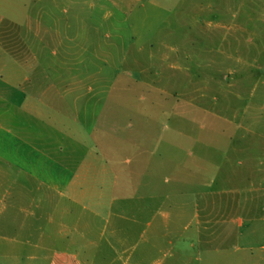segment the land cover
Here are the masks:
<instances>
[{
  "label": "rangeland",
  "instance_id": "1",
  "mask_svg": "<svg viewBox=\"0 0 264 264\" xmlns=\"http://www.w3.org/2000/svg\"><path fill=\"white\" fill-rule=\"evenodd\" d=\"M86 1L55 7L72 27L61 37L0 36V70L39 62L32 77L60 85L38 92L71 94L64 104L80 110L88 152L101 156L88 170L102 178L87 188L125 195L144 183L167 206L198 205L213 249L198 246L201 264H226L236 247L226 223L264 227V0ZM242 245L238 255L264 264V229ZM7 250L0 264L13 263Z\"/></svg>",
  "mask_w": 264,
  "mask_h": 264
},
{
  "label": "crops",
  "instance_id": "2",
  "mask_svg": "<svg viewBox=\"0 0 264 264\" xmlns=\"http://www.w3.org/2000/svg\"><path fill=\"white\" fill-rule=\"evenodd\" d=\"M86 5V0H0V36L8 37L15 29L27 31V37H61L72 27L70 19L55 17V7ZM75 19L81 21L80 16ZM24 52L36 54L39 49ZM0 53H6L1 45ZM17 59L12 68L4 64L0 70V246L9 248L4 260L12 264H201L198 246L207 253L213 249L208 247V237L200 238V230L208 232L209 224L200 227L198 205L167 206L169 196L152 193L144 183L125 195L87 188L88 181L102 178L96 169L88 170L89 160L97 162L101 156L97 159L92 150L88 152L86 132L79 126L80 110L71 113L64 104L69 92H52V88L38 92L36 87L45 82L49 87L60 83L33 78L39 62L23 64ZM24 70H31V77H23ZM63 84L71 81L64 79ZM74 84L86 85V80ZM226 226L235 231L226 237V247L230 242L236 245L233 254H226V264L256 262L252 253H238L247 237L260 236L264 227L244 234L242 222Z\"/></svg>",
  "mask_w": 264,
  "mask_h": 264
}]
</instances>
